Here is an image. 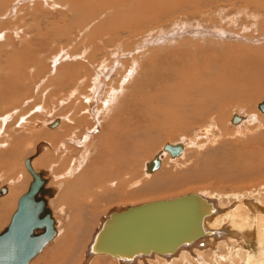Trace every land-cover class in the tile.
I'll use <instances>...</instances> for the list:
<instances>
[{
  "label": "bare ground",
  "instance_id": "6f19581e",
  "mask_svg": "<svg viewBox=\"0 0 264 264\" xmlns=\"http://www.w3.org/2000/svg\"><path fill=\"white\" fill-rule=\"evenodd\" d=\"M22 1L0 0V20H2L4 17H9L10 15L15 14L14 11L16 7H18V3ZM72 1L69 0V2L72 3V7H75L76 9L81 7L77 6L78 4H80L79 1L77 2L76 0L74 4ZM94 1H98L97 5L101 6L100 9L97 8L99 10L98 12H106L107 9L111 10L112 7L113 10H116L118 12L114 17H112V21L108 22L107 24H97L95 23V21L91 22L90 24H86L88 23L87 21L85 22V25L79 28V30L77 31V34L79 33L80 36V41L84 33H87L91 30L92 38H90L89 44H87L86 42L87 46H85L84 49L85 56L83 59L87 67L90 66L93 70H89L81 63L67 64L63 65L61 68H58V64H60V62H62L63 60L72 59L75 55H67L66 53H63L61 55L60 51H57L55 55H53L54 53H52L51 58L49 59L53 61L52 65L54 64L55 66L56 64V68H53L55 74V83L53 81V78L49 80L50 82L53 81L51 83L53 87L57 88V90L59 88L61 90H70V96L79 98L80 101L85 100L88 102V109L86 110V112L89 113L91 117H93L95 123H93V126H98V124H100L99 120L97 119L98 117H103V115L108 114L111 110L113 111V114L110 113L112 114V116L110 117L111 123L109 122L110 124L104 127L101 125V129L99 130L97 135H91L90 131L92 129L89 130L90 128H87L88 131H86L87 133L84 135L83 138L76 134V130L80 131L79 127L82 124V121L86 118H81L77 116V121H74V118L76 117H72L71 115V117L68 118L70 119V122L68 123V125H66L74 126V128H69L70 130H72L70 135H54V140L59 142V146L61 144V147H58V150L62 151L59 153L57 152L56 154L47 153V156L45 154H42L35 161L34 159L30 158L31 164L34 161V163H36L37 165L41 164L43 166H46V169H44L45 173H50L53 176V180L49 181L50 183L47 184V188L53 189V192L51 193L53 194V196L54 194H56L53 199V202L55 204H63V201L65 199H61L60 196H62L64 193H68L70 188H72L75 183L81 182V180H83L86 175L88 177H85V181L83 180L84 184H86V187L87 185H89L91 179L94 183H97L96 181H98L99 179V183L101 182V184H97L99 186L98 189L100 188L101 192L105 194L103 195L104 197L110 198L108 188H106L103 184H106V186H108V184H111L112 182L103 183V178L101 177L103 172H100L101 175L96 174L95 172L92 174L93 169H89L88 166L94 165L97 161L103 162L106 167L108 166L112 169L116 168L118 165H121V162H125L128 156L126 153L124 154L123 152L124 147L123 149H120L118 146H116L117 144H125L123 140H126L129 144H132V147H129L128 153V155H130V158H132L136 156L137 151L141 149V147L148 146H146V144L142 142V140H145V131H152L153 128L157 129V127H159V125L157 124H159L160 122L165 123L166 125L171 124V126L173 123L174 125L180 124L184 127L187 125L188 122L201 120L202 118L205 119L208 113H217L216 122L212 118L213 116L210 115L208 118V124L200 125L192 129L197 134L198 132H205L207 134L209 131H211L213 132V135H218L219 132L213 130V128L215 127L216 123H222L223 119H225V116L221 113V110L222 107L226 104V102L229 101L230 98L234 99L239 95H241L242 99H244L245 101L246 99L248 100L250 96V98L252 99V94L248 93L249 89H252L251 87L255 85H257L256 87H263L262 84L264 83V51L258 52L256 55L251 54L253 58L247 57V59H251V61L248 60L249 62H255L259 60V63L256 64L259 66V68L256 70L254 68L255 71H250V68L249 70H247L248 68L245 69V66L243 65L244 71L237 72L239 70L241 71L239 66L242 64V62L237 60L240 51H236L233 45H228L224 52L225 55H222V65L213 66V64L209 63L208 61L202 62L199 61L198 58H196L197 55H205L204 46L207 44L216 42L220 43L224 39L228 40L226 39L228 38L226 37V35H232L231 37H233L234 39L237 38V35H235L233 32H231V30H229V23L238 24L241 28V32L243 33L249 31V29L251 30V32H261L260 26L264 27V0H80V2H82L81 5ZM12 2L13 4H11ZM8 3L10 8H8ZM239 3H241L242 5H239ZM13 5H15L14 8ZM64 7H66V5ZM149 9L153 10L149 12ZM184 10H186L185 13L179 14V12ZM163 13H167V17L163 20L164 23L162 25L146 28V24L150 25L152 24V22H156L160 19ZM177 14H179L178 17L170 19ZM92 18L93 17H90V20ZM122 18L124 19L123 21H118V19ZM62 19L63 20L59 22L64 24L65 27L72 25L67 23L66 16L62 17ZM57 25L58 24H55L54 21H47V23L43 27L38 29V32H56L58 30ZM61 26L62 25H60L59 27ZM128 28L132 29V31L127 32L126 30ZM43 35L44 34H41L40 36H37L38 38H36L38 39V42L42 49L46 47L45 45H48L46 44L45 39L41 38L43 37ZM100 38L108 39L104 42L103 40H100ZM261 39L263 41L264 36H259V38L255 40H251L250 38H241L240 40L261 41ZM69 41L72 43L74 42L73 38L66 39L65 44H69ZM82 41H84V39H82ZM77 42L78 41H75V43ZM74 44H71V46H73ZM164 49H167L169 51L167 52ZM160 53H164V56H166L167 58L176 57L180 59L183 65L185 64L183 60H188L192 63V60L195 61V59H198L195 62L196 68H192L190 70L191 73L189 74V77H187L185 74L186 72L184 73L182 71L185 66L182 67L180 66V64L177 66L175 65L173 67L175 70L173 79H177L176 82L170 81L172 78V71L170 70L172 68H170L169 70L165 68L162 71V74H159V76H157L156 78H154V76L149 79V81L147 82L149 83L148 87H150L149 92L146 94V96H140L141 98H139L136 91L134 90L135 84L140 85V83H138L137 80L135 81L134 75H136L140 62L143 59L152 58L153 56H157L161 60L163 54ZM35 54L38 56V58L39 55H43L38 52ZM87 54L88 56L86 57ZM183 56H185L186 59H181V57ZM188 56H192L193 59H187ZM203 58L205 59V57ZM37 61L41 62V60ZM39 62H36V65ZM254 66L255 65H253V67ZM35 67L33 71H35ZM15 69L16 66L14 70ZM260 69L262 71H259ZM21 73L22 72L16 74L18 76L15 77L18 78L22 76L21 78H23V75ZM253 74L256 75L257 79L252 77ZM108 79L110 80V85L107 82ZM129 82L130 84L129 86H127V83ZM12 83L14 85V82ZM129 87L131 88L129 89ZM86 90L90 92V95L88 94V91L86 92ZM4 92H7V88L2 83H0V97H5L6 93ZM126 95L127 98L124 100L123 97ZM262 95H264V93ZM100 101H102V103L104 102V106H102V109L97 106L98 104L95 106V103ZM128 101L131 102L129 104L130 107H132L131 105L137 106V109L139 110V113L133 116V118L129 122L127 120H124L125 118H121V120L119 116L121 115V104L124 102L125 105V102ZM261 102L264 101L262 100L258 102L256 105V109L264 115V112H262V110L258 107L259 103ZM12 115V113H9L3 117H0V122H5ZM155 116H157L158 118ZM259 118L264 119V117H262L261 115L257 117V119ZM55 119L58 120L57 124L53 127H50L49 123L54 121ZM139 119H142L143 122L140 123ZM232 119H236L237 121L234 122ZM63 121V116H51L48 120L37 121L35 126H43L45 128L56 131L58 128H61L64 125ZM121 121L125 122L127 124V127H121L120 125L119 127L112 124L116 122V124L120 123L122 125ZM254 121L255 119H252L247 114H242V110L237 109L231 111L230 119L226 122L229 126H233L236 129H241L252 124ZM26 122V120H21L19 125L26 126L28 124V122ZM165 124H161L160 126ZM141 127H145V131ZM147 136H149V134ZM90 139H96L97 141L93 140L94 142L89 143ZM168 142L171 144L181 143L183 145L182 153L178 156H171L169 152L162 150L164 143H166L164 142L160 149L153 154L154 156L155 154L159 153L161 161L159 168L153 172L146 171V163H148L153 158V156L144 162L143 170L146 176H150L151 174H154L159 171L163 167L164 159H167V157H169V160L171 159L174 162L178 160V158H182L184 156L188 145L187 141L181 139L174 142ZM71 144H80L82 147L80 153H77V155L73 156L75 150L72 148ZM0 145L5 144L1 143ZM91 148L95 150V152L98 151L93 157H90V154H92L90 153ZM17 156L19 157V155ZM102 156L104 158H101ZM131 160H133V158ZM108 161H111L110 163L112 164V166H109L107 164ZM128 161H130V159ZM9 162H11V160H9ZM85 165L87 166L84 167ZM79 170H81L80 173ZM77 172L79 174H76ZM68 177L73 178L70 180ZM67 178L69 179L68 181ZM58 179L61 180L59 181ZM138 181L139 180H135V183H138ZM26 182L27 181H24V184L22 183L20 185H17L16 187H7L4 194L0 196V224L2 222L4 212L8 208L12 209L13 207H15L16 209L18 199L24 193L20 195L17 194L23 189L22 186H25ZM11 183H13V181ZM71 190H73V193H75L74 199L71 201L72 203H68L69 200L65 201L70 204L68 206V209L72 211V217L70 218L71 224L69 225V228L71 229L72 227H74L75 220L79 223V230L82 232H86L88 230V227L86 229V227H84L83 225L85 224L84 222L88 220L87 213L89 212L90 205H94L95 198L90 197L89 193L84 192V190L76 189L75 192L74 188H72ZM262 192L259 190L257 193L261 195ZM197 193L201 194L208 201L212 202V205L214 207L213 212L205 215L202 220V226L204 230L209 231L208 234L199 237L187 246L180 247L174 254L171 255H160L157 253H151L149 255L137 256L132 260H127L116 258L107 254H89V245L91 244L96 231L100 227L102 219L107 215L109 211L120 210L127 206L112 208L101 216L97 227L93 229L92 232H90L92 233L90 234L91 239L85 245L84 249L85 260L93 258L94 256L103 255L113 258L118 262V264H152L149 260L158 258L160 260H163L164 263L169 264L176 259H182L183 261H186L188 260V257H192L194 255L200 257L198 253L201 252L203 248H206L209 245L215 248V244L224 242L229 248L236 251V254L240 255V253L244 252L247 260L246 264H264V202L261 200V198L258 199L256 197L257 195H253L249 190L247 192V196L245 195V197L234 196V198H237V201L227 207L222 204L218 198L216 199L212 195H208L206 193V195H204V193L202 194L200 192ZM243 193L245 192L243 191ZM53 205H51L52 208ZM59 206H57L56 209H58ZM22 232H24V229H20L19 231L12 233L9 237L0 242V264H15L18 259V256L22 254L23 251L27 250L25 249L26 237L23 235ZM81 233L78 234L82 236ZM40 259L44 260L45 256L40 257ZM40 259H38L35 264H37V262H40ZM43 262V264H54V261L52 262L49 259L47 260V258Z\"/></svg>",
  "mask_w": 264,
  "mask_h": 264
},
{
  "label": "rangeland",
  "instance_id": "374dc122",
  "mask_svg": "<svg viewBox=\"0 0 264 264\" xmlns=\"http://www.w3.org/2000/svg\"><path fill=\"white\" fill-rule=\"evenodd\" d=\"M78 1L80 4H78L77 6L81 7L76 9L75 7H72V3L69 2V0H25L18 3L19 5H17L18 7H16L14 11L15 14H9V17L7 16L0 20V83H2L7 88V92H4L6 93V98L0 97V117H3L9 113L13 114L5 122H0V144H5L0 145V185H5L6 188L11 186L16 187L17 185H20L22 183L24 184V181H27L25 186H22L23 189L17 195L25 193L28 189L29 183L32 181V175L28 171L24 163L25 160L23 159L30 157L35 161L42 154H56L57 152H61L62 150H58V147H61V144L59 146V142L54 140V135H70L72 130H70L69 128H74V126L66 125H68V123L70 122V119L68 118L71 117V115L72 117H76L74 118V121H77V116L86 118L82 121V124L79 127L80 131L76 130V134H78V136H80L81 138H83L87 133V128H90L89 130L92 129L90 131L91 135H97V133L101 129V125L104 127L108 126L111 123L110 117L113 114L112 110L108 114L103 115V117H98L97 119L99 120L100 124H98V126H93L94 119L89 115V113L86 112V110L88 109V102L85 100L80 101L79 98L70 96V90H61L60 88L57 90V88L53 87L51 83L54 81L55 74L53 68H56V64L55 66L54 64L52 65L53 61L49 59L51 58L52 53H54L53 55H55L57 51H60L61 55L63 53H66L67 55H75L72 59H67L60 62V64H58V68H61L63 65L67 64L81 63L89 70H93L90 66L87 67L83 59L85 56V46L89 44L90 38H92L91 30L87 33H84V35L82 36V39H84V41H82V39H80L79 41L80 36L79 33L77 34V31L79 30V28L83 27L85 25V22L87 21L88 23L86 24H90L93 21H95V23L97 24H107L108 22L112 21V17H114L118 12L116 10H113V7L111 10L107 9L106 12H98L99 10L97 8L100 9L101 7L97 5L98 1H94L91 3L88 2L87 4L82 5V2H80V0H77V2ZM72 2L74 4L76 0H73ZM11 4H13V2ZM7 5L9 6V3ZM65 5L66 7H64ZM239 5L242 4L239 3ZM14 7L15 5H13V8ZM8 8H10V6ZM151 10L149 9L148 11L151 12ZM185 12L186 10L179 12V14ZM179 14L170 19L178 17ZM65 16L67 23L72 25L65 27L64 24L59 22L62 21V17ZM90 17L93 18L90 20ZM166 17L167 13H163L160 19L157 20L160 22L156 21L152 22V24L150 25L146 24V28L162 25L164 23L163 20ZM123 20V18L118 19V21ZM47 21H54L55 24H58V30L56 32L46 31L43 33H39L38 29L43 27L47 23ZM60 25L62 26L59 27ZM229 25V30L237 35V38L234 39L233 37H231L232 35H226V37H228L226 39L228 40L224 39L220 43L216 42L205 45V55L200 54L195 57L202 62L208 61L209 63L213 64V66L222 65V55H225L224 52L228 45H233L236 51H240L237 60L242 62V64L239 66L241 71L239 70L237 72H243L244 68H248L247 70H249L250 68V71H253L254 68L255 70L258 69L259 66L256 64L259 63V60H253L255 62H249L251 61V59H247V57L253 58L251 54L256 55L258 52L264 51V40L262 41L261 39V41L258 40V42L257 40L245 41L240 39L250 38L251 40H255L259 38V36H264V27L260 26L261 32H251V30L249 29V31L243 33L241 32V28L238 24L229 23ZM126 31L130 32L132 31V29L128 28ZM41 34H44L41 38L45 39L46 44H48L45 45L46 47H44L43 49L40 46L38 39H36L38 38L37 36H40ZM71 38H73L74 42L72 43L69 41V44L66 45V39ZM107 39L108 38H100V40H103L104 42ZM75 41L78 42L75 43ZM71 44L74 45L71 46ZM164 50H166L167 52L169 51L167 49ZM37 52L43 55H39L38 58V56L35 54ZM160 54H163L161 60L157 56H151L152 58L143 59L140 62L136 75H134L135 81L137 80V82L140 83V85L135 84L134 90L136 91L139 98L146 96V94L149 92L150 87H148L149 83H147L149 79L154 76V78H156L157 76H159V74H162V71L165 68H167V70L172 68L170 70L172 71V78L170 80L172 82L177 81V79H173V75L175 74V70L173 67L175 65L177 66L180 64V66L182 67L185 66L182 71L184 73L186 72L185 74L187 77H189V74L191 73L190 70L194 67L196 68L195 62L198 59H195V61L192 60V63L191 61L183 60L185 62V64L183 65L180 59L176 57L167 58L166 56H164V53ZM87 56L88 54L86 55V57ZM203 57H205V59ZM181 59H186V57L183 56L181 57ZM187 59H193V57L188 56ZM37 60H41V62ZM15 62L17 65L15 64ZM36 62H39L37 63L38 66L36 65ZM11 64H13L14 66ZM243 65L245 66L244 68ZM253 65L255 66L253 67ZM15 66L16 69L14 70ZM34 67L36 68L35 71H33ZM259 71L262 70L260 69ZM17 72H22L21 74L23 75V78H21L22 76L18 77L19 79L15 77L18 76L16 75L18 74ZM252 77L257 79L255 74H253ZM52 78L53 81L50 82ZM109 81L110 80L108 79L107 82L110 85L111 83ZM12 82H14V85ZM130 82L127 83V86H129ZM262 85L263 87L259 85V87H256L257 85H255L251 87L252 89H249L248 93L252 94V99L250 98V94L249 99H246V101L242 99L241 95H239L234 99L230 98L229 101L226 102L221 110V113L225 116V119H223L222 123H216L215 127L213 128V130L219 132L218 135H213V132L211 131H209L207 134L205 132H198L197 134L193 131L195 127L208 124V118L210 115L213 116L212 118L216 122L217 113H208L205 119L202 118L201 120L192 121L193 123L188 122L184 127L180 124L174 125L173 123L171 126L170 123V125H166L165 123L160 122L159 124H157L159 125V127H157V129L153 128L152 131L148 130L146 132L145 127H141L145 131V140H142V142H144L146 146H148L141 147V149L137 151L136 156L132 157L133 160H131L132 158H130V155H128L129 147H132V144H129L128 141L123 140L125 144H117L116 146H118L120 149H123L124 147L123 152L124 154H127L128 158H126L125 162H121V165H118L119 167L117 166L118 168L116 167L111 169V167H106L103 162L97 161L94 165L88 166L89 169H93L92 174L94 172L100 175L102 172L104 173H102L101 175V177L103 178V183L112 182L113 184H108V186H106V184H103L106 188H108L110 198L104 197L103 195L105 194L101 192L100 188L98 189V185L101 184V182L99 183V179L98 181H96L97 183H94L91 179L89 185H87L86 187V184H84L83 180H86L85 177L87 178V175L83 180H81V182H77L74 184V186H72V188H74V192L76 189L84 190V192L89 193L90 197L95 198L94 205H90L89 207L90 213H87V215L89 216H87L89 221L86 220L84 222L86 225H83L84 227H86V229L88 227V230L86 232H82L79 230V223L75 220L74 227H78L77 230L74 227L71 228L72 230L69 228V225L71 224L70 218L72 217V211L68 209V206L72 203L71 201L75 196V193H73V190H71L72 188H70L69 190L70 193H64L62 196H60L61 199H65L63 201V204H55L53 202L56 194H54V196L53 194H50V196L47 195L46 205L48 209H50L51 215L54 218V227L56 232L50 242H48L42 248V250L28 262V264H35L36 261L40 259V257L44 256L45 259H40V262H37V264H43V261H45L46 258L47 260L49 259L52 262L54 261V264H118V262L113 258L103 255L94 256L93 258L85 260L84 253L85 245L91 239L90 234L92 233L90 232H92V230L97 227L101 216L112 208L139 204L142 203V201L146 202L149 200L164 198L166 199L168 197L171 198L188 192H200L202 194L204 193V195H212L216 199L218 198L222 204L229 207L231 204L237 201V198H234V196L245 197V195L247 196V192L250 190L253 195H257L256 197L258 199L261 198V200L264 202V119H257L259 115H261L262 117H264V115L256 109L257 103L262 100L264 101V95H262L264 93V83ZM130 88L131 87H129V89ZM255 89L260 90L256 91ZM87 91L88 90H86V92ZM88 94L90 95L89 91ZM123 98L125 100L127 98V95ZM125 103V105L124 102L121 104V115L119 116L120 119L125 118L124 120H127L129 122L131 121L133 116L139 113V110L137 109V106L131 105L132 107H130V101ZM96 105L102 109V106H104V102H97L95 103V106ZM237 109L242 110V114H247L252 119H255V121L247 127L241 129H236L233 126L227 125L226 121L230 119L231 111ZM51 116H63L64 125L62 124L63 126L61 128H58L56 131L45 128L43 126H35L37 121L48 120ZM21 120H26L28 122V127L27 125H19ZM139 120L140 123L143 122L142 119ZM121 122L122 125L120 123L116 124V122L112 124L116 126L120 125L121 127H127V124L125 122ZM161 124L165 125L160 126ZM64 129H67L68 131ZM148 134L149 136H147ZM181 139H184L188 142L184 156L182 158H178V160L174 162L171 159L169 160V157H167V159H164L163 167L159 171L151 174L150 176H146L143 170L144 162L150 159L153 154L160 149L164 142H174ZM93 140L97 141L96 139H90L89 143L94 142ZM71 146L75 150L73 156L77 155V153H80L82 149L80 144H71ZM97 152H95V150L91 148L90 153L92 154H90V157H93ZM17 155H19V157ZM101 158L104 157L102 156ZM129 159L130 161H128ZM9 160H11V162H9ZM34 161L32 164L30 162V164L31 166L34 165L32 166V168H34L33 170L35 172H38L41 169H46V166H43L41 164L37 165L36 163H34ZM110 162L108 161L107 164L109 166H112ZM86 166L87 165H85L84 167ZM80 172L81 170H79V173ZM79 173L77 172L76 174ZM43 177L46 179L45 186L48 187L47 184L50 183L49 181L53 180V176L50 173H45ZM68 178L67 181L69 179L71 180L73 177L69 179ZM58 180L60 181L61 179ZM135 180H139L138 183H135ZM12 181L13 183H11ZM259 190L261 192L263 191L261 195L257 193ZM243 191L246 194L243 193ZM96 196H98L99 198ZM65 201L71 203L68 204ZM51 205H53V208ZM57 206H59L60 208L58 207V209H56ZM8 209L4 212L5 216L3 215V219L0 224V231L9 223L10 217L15 210V207L9 209V211ZM78 233H81L82 236H80V234ZM214 247L215 248L209 245L208 247L203 248L202 251L198 253L200 257H197L196 255L188 257V260H186L187 262L183 261L182 259H176L169 264L247 263L244 252V254L240 253V255H238L236 254V251L229 248L224 242L217 243ZM149 261L152 264H166L159 258Z\"/></svg>",
  "mask_w": 264,
  "mask_h": 264
},
{
  "label": "water",
  "instance_id": "95a60500",
  "mask_svg": "<svg viewBox=\"0 0 264 264\" xmlns=\"http://www.w3.org/2000/svg\"><path fill=\"white\" fill-rule=\"evenodd\" d=\"M258 107L264 112V102L259 103ZM57 122L55 119L49 126L53 127ZM182 149L181 143L166 142L162 147L171 156L180 155ZM160 162L157 153L146 163V171H155ZM25 164L32 175V181L27 191L19 197L9 223L0 231L2 242L12 233L24 229L22 233L26 237L27 250L18 256L15 264H28L56 232L54 218L46 205V196L53 189L45 187V171L41 169L35 172L30 164V157L25 159ZM5 190L6 187L1 186L0 196ZM213 210L212 202L197 192L111 210L102 219L88 252L127 260L151 253L174 254L180 247L187 246L209 233L204 230L202 220Z\"/></svg>",
  "mask_w": 264,
  "mask_h": 264
}]
</instances>
